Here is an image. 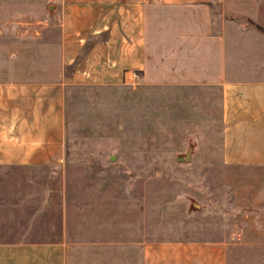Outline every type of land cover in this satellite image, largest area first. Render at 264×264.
I'll list each match as a JSON object with an SVG mask.
<instances>
[{"label":"crops","instance_id":"1","mask_svg":"<svg viewBox=\"0 0 264 264\" xmlns=\"http://www.w3.org/2000/svg\"><path fill=\"white\" fill-rule=\"evenodd\" d=\"M34 1L40 12L22 9ZM260 11L264 0H0V167L61 164L77 97L103 135L110 127L98 102L109 89L166 91L197 135L199 163L218 170L239 213L237 237L207 242L199 255L224 264L236 245L264 260ZM247 61L256 77L239 76ZM6 176L1 199L25 179ZM0 264H65V245L0 241Z\"/></svg>","mask_w":264,"mask_h":264},{"label":"rangeland","instance_id":"2","mask_svg":"<svg viewBox=\"0 0 264 264\" xmlns=\"http://www.w3.org/2000/svg\"><path fill=\"white\" fill-rule=\"evenodd\" d=\"M21 7L40 12L35 1ZM259 17L264 25V11ZM242 63L239 76L256 77L252 62ZM105 96L98 102L110 127L103 135L92 132L100 118L86 116L85 100L69 101L61 164L0 167L6 178L25 177L0 198L8 201L0 208V241H61L65 264H206L199 248L236 238L239 213L218 170L199 163L197 135L177 115L182 104L174 109L166 91L147 89L115 87ZM188 150L189 160L177 159ZM224 264L264 260L234 245Z\"/></svg>","mask_w":264,"mask_h":264},{"label":"water","instance_id":"3","mask_svg":"<svg viewBox=\"0 0 264 264\" xmlns=\"http://www.w3.org/2000/svg\"><path fill=\"white\" fill-rule=\"evenodd\" d=\"M190 155H191V150H188V152L185 154V157H178V160H189L190 159Z\"/></svg>","mask_w":264,"mask_h":264},{"label":"trees","instance_id":"4","mask_svg":"<svg viewBox=\"0 0 264 264\" xmlns=\"http://www.w3.org/2000/svg\"><path fill=\"white\" fill-rule=\"evenodd\" d=\"M260 29H262L261 27H259ZM263 30V29H262ZM264 31V30H263Z\"/></svg>","mask_w":264,"mask_h":264}]
</instances>
